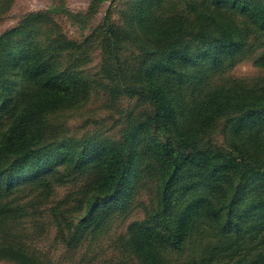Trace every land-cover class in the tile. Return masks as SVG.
Wrapping results in <instances>:
<instances>
[{
  "label": "rangeland",
  "instance_id": "rangeland-1",
  "mask_svg": "<svg viewBox=\"0 0 264 264\" xmlns=\"http://www.w3.org/2000/svg\"><path fill=\"white\" fill-rule=\"evenodd\" d=\"M234 1L264 6V0ZM226 8L218 0H0V139L32 109L34 96L46 92V82L33 71L36 63L44 74L53 70L61 77V91L70 89L62 104L47 109L28 144L35 155L30 163L44 173L24 180L7 199L27 207L17 229L26 248L36 249L48 264H187V255L166 252V225L153 216L160 188L156 157L172 159L176 153L199 156L203 165L185 163L169 181L168 224L176 226L193 202L209 200L214 206L193 213L188 223L191 248L201 246L203 235L207 246L229 256L224 263L264 253V230L255 227L264 220L257 213L240 238L233 224L226 235L220 233L230 182L241 180L243 187L236 212L264 201V32L249 28L242 6ZM221 14L242 30L244 49L214 40V20ZM151 78L166 84L173 125L152 121V95L141 88L154 86ZM159 139L174 147L156 146ZM117 146L144 153L140 179L129 197L100 202L94 184L105 163L96 152ZM227 164L245 166L244 176ZM90 204L96 222L91 228L92 222H79ZM204 212L211 219H200Z\"/></svg>",
  "mask_w": 264,
  "mask_h": 264
},
{
  "label": "trees",
  "instance_id": "trees-1",
  "mask_svg": "<svg viewBox=\"0 0 264 264\" xmlns=\"http://www.w3.org/2000/svg\"><path fill=\"white\" fill-rule=\"evenodd\" d=\"M218 4L219 6H227L226 10L230 11H236L237 6H242L241 16H245L247 20L244 21L249 22V28H253L255 32L260 31V34L264 32L263 5L253 4L248 1H245L244 5H239V3L234 0H218ZM206 8L208 7L206 6ZM222 9L225 10L224 7H222ZM53 11L57 10L51 9V12ZM203 15L205 19H209L208 12H205ZM221 18L222 14L219 18L214 20L217 27V35L214 40L217 39L219 44L227 41L236 45L237 51L244 49L248 44L241 32L242 30L239 29L232 20L228 18L221 20ZM238 36H241L243 40ZM113 57L115 62V75L118 79V83L122 85L123 77L121 76V66L114 52ZM262 62L264 63V59ZM42 67L41 63H36L33 67V71L38 74V80L40 76L41 82H46V92L39 91L36 96H34L37 102L33 105L32 109H26L19 120L0 139V261H4L7 264H48L46 260L41 257L42 254L37 252L36 249L26 248L24 239L17 233V229L21 225V217L24 216L23 212L27 208L26 205L21 202L15 204L13 201L7 200L18 191L19 186L24 180H33L36 176V180L40 179L41 177L40 175L38 176V173H44V168L30 163V161L35 158V155L29 149L28 144L29 141L33 140L37 132L38 128H35V126L39 125V127H42V118L46 115L47 109H52L53 106H55L56 109L57 106L62 104L61 102L67 98V91L70 90L61 91L62 87L60 88L58 85L62 82L61 77L54 74L53 70H49L44 74V68ZM150 83L154 86L149 88L141 86V88L151 92L152 103L155 108V117L152 121L155 122L158 127H165L167 126L166 123H171L173 125L176 117L172 107V99L166 94L163 88L164 83H162L160 78H151ZM65 87H69V85ZM256 97L257 96H253L254 99L258 100ZM225 100L226 99L223 101ZM262 110L264 111V108ZM256 111L257 110L253 112V115L256 114ZM167 137H169V135L163 136L165 141L170 139ZM165 141H158L156 146H161V148L163 146L166 148L174 147L171 143ZM117 147L107 149L100 148L96 152L97 156L103 159L102 162L105 163L104 165L102 164L98 170V183L96 182V184H94L99 191L98 199L100 202L118 199L120 194L123 196V194L126 195L129 193L127 195V197H129L130 192L128 190L132 189V186L134 187L138 184L140 179L137 173L140 172V169H143L140 166L142 163L140 154L144 155V153L134 147L127 146L128 148L125 150H122L124 146ZM153 155L154 153L151 154L150 157L154 160ZM161 155L162 153H158L156 157V160L161 163V168L158 167L160 174L157 175L158 178L160 177L158 183L160 188L157 192L158 203L155 211H153V216H156V221H162L166 225V252L169 253V251L173 250L174 253L187 255V264H232L231 261L224 263L225 257L229 258V256H221L219 252H223V250L220 251L207 246L203 235L199 237L200 247L191 248L189 246L191 232H188V223L191 221L192 214L201 212L204 207L212 208L214 206L213 202L209 200L193 202L186 207L176 226L173 223L168 224L167 219L173 209V206H171L172 202L169 198V181H172L176 175L178 176L177 172L183 164L190 162L194 164H203L199 156L196 155L189 154L187 156H177V154L174 153L172 159H164ZM133 157H135L134 162L131 160ZM80 165L83 164L79 163V167ZM193 166L198 165L195 164ZM53 168V166H50L47 169L52 171ZM226 168L233 171L235 175L239 177L244 176L246 169L242 164H227ZM45 172L48 171L46 170ZM240 185L241 180L235 184H231L230 182L231 188L226 189V193L230 192V196L226 198L225 203L220 208L224 216V222L221 227L222 231L220 230V233L226 235L228 224H233L237 233V239L242 235L241 231L246 225H249V228H251L250 222L252 223V217L249 219L250 215L255 216L257 213L259 214V219L264 220V213L260 214L258 212L264 209V201L253 202V204L248 205L244 210L236 212L238 206L241 204L236 194L237 191H243V187L239 190ZM254 190L257 192L258 187L255 186ZM123 200L121 204L124 206H126V202H130V198L127 199V201L126 199ZM94 210L95 207L93 204H90L85 214L80 217L79 222L81 223L85 220L87 222H92L94 219ZM210 216L211 213L204 212L199 218L208 220L211 219ZM94 224H96V222L89 224V227L91 228ZM255 227L256 229L261 228L264 230V223L258 224ZM158 235L159 234L154 232V238ZM243 238L244 237L241 239L243 240ZM149 239H152V237ZM71 240H69V243L72 244ZM158 241L161 242V240ZM154 242H157V240L154 239ZM237 255L238 254L234 257L232 256V258L230 257V259L236 260ZM218 260L219 262L216 263ZM163 264L168 263L163 262ZM238 264H264V253H260L252 259L247 255L246 258L243 260L241 259V262Z\"/></svg>",
  "mask_w": 264,
  "mask_h": 264
}]
</instances>
